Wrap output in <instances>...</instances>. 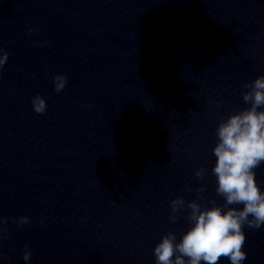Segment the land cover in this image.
Returning a JSON list of instances; mask_svg holds the SVG:
<instances>
[{
	"label": "clouds",
	"instance_id": "clouds-1",
	"mask_svg": "<svg viewBox=\"0 0 264 264\" xmlns=\"http://www.w3.org/2000/svg\"><path fill=\"white\" fill-rule=\"evenodd\" d=\"M7 59L8 53L0 49V68ZM53 80L57 92L67 84L64 75H55ZM244 87L248 91L243 93V100L250 107L218 124V142L213 149L216 192L225 198V207L213 206L201 210L198 203L189 202L191 227L179 242L171 232L161 238L153 250L156 264H201L202 261L204 264H218L221 258H227L230 264H242L247 258L243 251L246 240L244 227L259 229L264 225V191H261L255 173V169L264 163V110H258L264 107V75ZM32 106L36 113L42 114L46 110V101L36 95ZM204 174L203 168L196 173L198 177ZM184 205L185 201L180 197L171 201L174 213L170 216L171 222H176L175 213ZM228 205L243 207L238 209ZM4 222L0 219V223ZM27 222L26 216L17 221L20 225ZM2 237L3 230H0ZM30 257L31 251L26 245L23 259L28 261Z\"/></svg>",
	"mask_w": 264,
	"mask_h": 264
}]
</instances>
